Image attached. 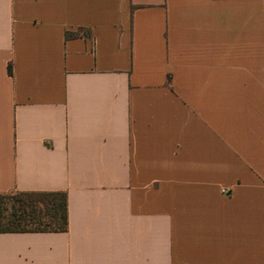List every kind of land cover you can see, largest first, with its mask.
<instances>
[{
	"label": "crops",
	"instance_id": "1",
	"mask_svg": "<svg viewBox=\"0 0 264 264\" xmlns=\"http://www.w3.org/2000/svg\"><path fill=\"white\" fill-rule=\"evenodd\" d=\"M16 191H64L67 229L0 264H264V0H0Z\"/></svg>",
	"mask_w": 264,
	"mask_h": 264
},
{
	"label": "trees",
	"instance_id": "2",
	"mask_svg": "<svg viewBox=\"0 0 264 264\" xmlns=\"http://www.w3.org/2000/svg\"><path fill=\"white\" fill-rule=\"evenodd\" d=\"M73 33H66L70 36ZM64 191H16L0 193V233L65 232Z\"/></svg>",
	"mask_w": 264,
	"mask_h": 264
}]
</instances>
